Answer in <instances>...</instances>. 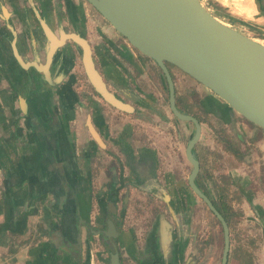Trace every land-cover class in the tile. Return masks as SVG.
Returning a JSON list of instances; mask_svg holds the SVG:
<instances>
[{"label":"crops","instance_id":"1","mask_svg":"<svg viewBox=\"0 0 264 264\" xmlns=\"http://www.w3.org/2000/svg\"><path fill=\"white\" fill-rule=\"evenodd\" d=\"M244 3L250 15L239 12L240 23L264 43V0ZM79 4L0 0V264H110L112 244L119 264H219L220 228L204 229L195 210L203 204L186 187L185 142L164 134L180 127L184 135L189 122L172 117L141 74L143 64L162 90L155 64L102 23L93 33L87 18H97ZM83 19L97 70L131 112L80 87L77 47L54 42L59 28L73 31L70 24ZM171 77L177 85L179 74ZM202 131L200 123L197 182L211 193L204 179L215 180L210 154L218 144ZM241 143L251 167L264 168V132ZM231 159L246 167L232 154L223 158ZM240 172H228L224 202L238 215L225 220V264H264V170L252 183Z\"/></svg>","mask_w":264,"mask_h":264},{"label":"water","instance_id":"2","mask_svg":"<svg viewBox=\"0 0 264 264\" xmlns=\"http://www.w3.org/2000/svg\"><path fill=\"white\" fill-rule=\"evenodd\" d=\"M129 46L150 58L166 83L172 116L193 126L184 153L191 165L187 185L218 220L223 236L219 264H225L229 235L227 224L209 198L195 185L198 162L191 148L200 135L197 118L175 105L168 65L186 74L219 107L228 108L264 132V44L215 17L200 0H86ZM61 37L58 43L62 42ZM80 48L83 72L93 91L114 108L133 107L116 97L103 81L87 40L69 33ZM56 42V44H57ZM110 264H119L112 244Z\"/></svg>","mask_w":264,"mask_h":264},{"label":"rangeland","instance_id":"3","mask_svg":"<svg viewBox=\"0 0 264 264\" xmlns=\"http://www.w3.org/2000/svg\"><path fill=\"white\" fill-rule=\"evenodd\" d=\"M208 9H210L211 11H213V13L217 16V18L221 21H223L224 23L228 24L229 26L236 28L238 30H243L246 33H252L251 31L248 32V30L240 23V15L239 12L236 10V4H235V0H200ZM87 6V5H86ZM89 8V6H87ZM217 10V11H216ZM97 20L92 16V14L89 16V19L87 18V22L90 24V26L92 27V32L96 33L97 28L94 27L95 25L99 24L96 22ZM95 31V32H94ZM120 40H122L119 37ZM142 72H145V74H147V78L150 80V83L152 85V87L154 88V91H159L157 92L159 94L158 98H159V103L162 104V107L165 108L166 111H169L168 109V102H167V89H166V85L163 82L162 79V90H159L157 85L154 83V81L151 79V76L149 74H152L149 68H144L143 64H142ZM153 74H161L160 71H156V69L153 67ZM170 72L172 74H177L179 73V71H177L174 67L169 66L168 67ZM150 70V71H149ZM141 72V73H142ZM158 72V73H157ZM162 78V77H161ZM191 84V79H189V77H187L184 74L179 73V82H177L174 84L175 85V89H176V107L179 108V104L183 107V111H185V113H189V114H193L199 121V123H201V125L203 126V131H202V138H206V136H209L212 138V136L217 135V136H222L223 138L219 139V141H221L222 144H218L217 149L214 153L210 154L211 156L213 155V157L215 158V166H213L210 170V172L215 175V180L214 182H212L211 180L208 182V180L204 179L205 181V187L208 186L211 190V195L214 197H219L221 196V200L224 202L225 199H227V197L230 198L229 196V191L227 190V188H230L231 183H229V176H228V172L230 169H234L235 170H241L240 173L242 178H244V176H249V178L251 177L252 179H249L250 182L253 181V179H256L260 176H262L261 174L263 173L264 168L263 167H251V159H250V154L248 149L247 150H242L241 149V154L240 156H236L234 154V151L237 149L236 145L234 143H228L230 142V137L234 138L232 132H230L228 129V127L225 125L223 126L222 123L218 122L219 120L213 116L211 113H207V112H203V110H201V106L200 104H198V100L200 99V97L207 95V91H201L200 88H198V85L196 83H193L194 86L198 89L197 90H193L191 87V85H189V81ZM202 93V94H201ZM204 94V95H203ZM154 96V95H153ZM208 96V95H207ZM169 114L172 116V114L169 111ZM237 115V114H236ZM173 117V116H172ZM170 118V117H169ZM241 120H243V122L246 124L243 125L244 128L240 129V132L244 135L248 134L250 136H254L256 133V130H258L257 132L262 133L261 130L256 127L255 125H253L252 123L244 120L241 116H240ZM181 121V120H180ZM179 121V124H183ZM185 122V121H184ZM188 122V121H187ZM184 124H188L189 128L187 129L186 133L182 136V141L185 142L186 138L192 133V125L191 123H184ZM253 130V132L251 133V131ZM251 130V131H250ZM179 134L180 133V127H179ZM235 139V138H234ZM228 143V144H227ZM221 149H218L220 148ZM225 149V150H224ZM230 149H233L234 151L231 152ZM226 154H232V156H234V159L236 158V162L242 164V165H246V167H236V163L234 162V160H223L224 156ZM250 166V167H247ZM231 175L233 174V170L231 171ZM260 175L257 176L255 173H259ZM236 173V171H235ZM251 175V176H250ZM238 176V175H237ZM261 178V177H260ZM239 181L241 179H238ZM219 183H221V188L222 190L219 191L217 190V186H219ZM252 183V182H251ZM224 190H227L226 192ZM223 192V194H222ZM227 194V195H224ZM231 194V193H230ZM224 195V196H223ZM219 199V198H218ZM202 209V210H201ZM197 211V213H199L198 218L200 220H203V227L206 231L209 232L210 227H212L213 225H218L220 230L218 232H220V236L218 237V246H219V251L222 248V239H221V227L220 224L218 223L217 219L211 214V212L206 208V206H202L201 208H196L195 209ZM204 210V213H203ZM206 216V217H205Z\"/></svg>","mask_w":264,"mask_h":264},{"label":"flooded vegetation","instance_id":"4","mask_svg":"<svg viewBox=\"0 0 264 264\" xmlns=\"http://www.w3.org/2000/svg\"><path fill=\"white\" fill-rule=\"evenodd\" d=\"M79 5H76L77 6V8L78 9H80V10H82L83 11V7H82V5L84 4V6H85V8L87 9L88 7L87 6H89V9H90V11L94 14V16H96V18H97V20H99L98 21V23H102L103 24V26H107L108 28H110V29H112L111 28V26L97 13V11L94 9V8H92V6H90V4L86 1V0H79ZM87 5V6H86ZM210 12H211V14H213L215 17H217L214 13H213V11H211L210 9H208ZM79 14V13H78ZM84 22V19L81 21H78V22H72L71 24H70V26L72 27V30L73 31H63L61 28H59L60 30V32H59V36H57V38H56V42L57 41H59V39L61 38V37H63V36H65V38H62V42L64 41V40H66V41H68V42H70V44H75L70 38H66V35L68 36L69 35V33H76V34H79V35H81L82 37H84L86 40H87V38H86V36H85V34H84V32L81 30V27H80V24H82ZM251 28H253V27H251ZM236 29V28H235ZM97 30V29H96ZM113 30V29H112ZM238 30V29H237ZM114 31V30H113ZM238 31H240V32H242L243 34H245V35H247L246 34V32H244L243 30H238ZM115 32V31H114ZM50 33L48 32V35H49ZM116 34L122 39V40H124L117 32H116ZM47 35V36H48ZM248 36V35H247ZM125 41V40H124ZM257 41V40H256ZM87 42H88V40H87ZM126 42V41H125ZM259 42V41H258ZM61 43V42H60ZM127 43V42H126ZM59 43L57 42V45H58ZM88 44H89V42H88ZM75 46L77 47V49H78V54H79V61H80V48H79V46L77 45V44H75ZM89 47H90V44H89ZM131 47V46H130ZM132 48V47H131ZM133 50H134V52H136L137 53V56H139L140 58H144V60H151L150 58H147V57H145V56H143L142 54H140L138 51H136L134 48H132ZM90 50H91V47H90ZM91 56H92V51H91ZM143 60V61H144ZM152 61V60H151ZM153 62V61H152ZM80 63H81V61H80ZM154 63V62H153ZM155 64V63H154ZM82 66V65H81ZM156 66V65H155ZM155 68V67H154ZM156 68H158L157 66H156ZM155 68V69H156ZM83 69V68H82ZM158 70H159V68H158ZM160 71V70H159ZM100 73V72H99ZM161 73V72H160ZM171 73V72H170ZM141 74H145V72H142ZM172 74V73H171ZM177 74H179V73H177ZM181 74H183V73H181ZM101 75V77H102V79H103V81L106 83V85H107V88L116 96V97H118L119 99H120V97H119V94H118V90H116V89H112L113 87H111V84H107V82L104 80V77L102 76V74H100ZM162 75V74H161ZM77 76V78H76V80H77V83L80 85V87H82V88H86L87 90H89V91H91V93L93 94V95H95L98 99H100L102 102H104V103H106L102 98H100L94 91H93V89H92V87H91V85L89 84V82H88V80H87V78H86V76H85V74H84V72H83V74H77L76 75ZM163 76V75H162ZM164 79V78H163ZM164 83H165V80H164ZM165 85H166V83H165ZM166 87V86H165ZM167 89V88H166ZM116 91V92H115ZM202 94V93H201ZM174 95H175V92H174ZM204 95V94H203ZM123 101H125L124 99H122ZM126 102V101H125ZM128 103V102H127ZM107 104V103H106ZM198 104H200V106H201V110H203V112H207V113H211L213 116H215L219 121L218 122H220V123H222L223 124V126H227L229 129V131L230 132H232V134H233V136H234V138H232V137H230V142H228L229 144L231 143H234L235 145H236V150H235V153L238 155V156H240V155H242L241 154V149H239V147H241L242 146V143L241 142H243V137L245 136L244 134H242L241 132H240V129H242V128H244L243 127V125L245 124L244 122H243V120H241V118H240V116L239 115H236L232 110H230V109H228V108H219L207 95H205V96H202V97H200V99L198 100ZM109 105V104H108ZM131 105V104H130ZM176 105V104H175ZM109 106H111V105H109ZM132 106V105H131ZM111 107H113V106H111ZM114 108V107H113ZM116 109V108H115ZM118 110V109H117ZM179 110H184L183 109V107L179 104ZM131 112V111H130ZM184 112V111H183ZM171 113V112H170ZM191 115H193V114H191ZM194 116V115H193ZM198 120V119H197ZM189 122V121H188ZM199 122V121H198ZM189 123H191V122H189ZM244 123V124H243ZM199 125H200V123H199ZM245 126H246V124H245ZM193 128V127H192ZM252 130V129H251ZM250 130V131H251ZM258 130H256V134L257 133H259V132H257ZM253 132V130L251 131V133ZM261 132H263L262 130H261ZM169 134V135H171V136H173L174 137V139H176L177 141H180V139H182V136H183V134L181 133V134H179V130H178V128H176V129H174V131H172L171 132V130H169V132H167V131H165L164 132V134ZM255 134V135H256ZM179 136H181V137H179ZM190 136V135H189ZM189 136L186 138V140H185V145H186V142H187V140H188V138H189ZM199 137H200V135H199ZM221 138H223L222 136H217V135H213L212 136V140L214 141V142H217L218 144L220 143V144H222L221 143V141H219V139H221ZM183 140V139H182ZM198 140H199V138H198ZM198 140L195 142V144L198 142ZM239 142V143H238ZM216 143V144H217ZM227 143V144H228ZM240 143H241V145H240ZM195 144L193 145V147L191 148V153H192V155H193V157L197 160V162H198V170H197V173H196V175H195V177H194V183H195V185L209 198V200L212 202V204L214 205V207L216 206V204H218V199H216V197H214V196H212L211 195V193H209V192H207L206 190H203L202 188H200V186H198V182H197V178H198V171H199V158L196 156V154H195V151H194V149H195ZM174 146V145H173ZM173 146H171V147H173ZM170 148V147H169ZM184 148H185V146H184ZM173 149H175V147H173ZM225 150V149H224ZM243 150V149H242ZM179 152H181L180 150H179ZM225 152V151H224ZM226 153V152H225ZM183 154H184V157H185V159H186V156H185V153H184V149H183ZM187 160V159H186ZM187 162L189 163V161L187 160ZM189 166H190V169H191V165H190V163H189ZM190 171V170H189ZM186 187L188 188V190L191 192V190H190V188L188 187V185H187V177H186ZM195 195V194H194ZM196 196V195H195ZM197 198H198V200H200V202H201V204H203L204 206H206L205 205V203L198 197V196H196ZM206 208H207V206H206ZM216 208V207H215ZM208 209V208H207ZM219 211V210H218ZM212 214V213H211ZM213 215V214H212ZM214 216V215H213ZM215 217V216H214ZM225 220V219H224ZM218 221V220H217ZM226 222V221H225ZM219 223V222H218ZM221 227V226H220ZM228 227V226H227ZM221 232H222V229H221ZM222 247H223V236H222ZM222 252V251H221Z\"/></svg>","mask_w":264,"mask_h":264},{"label":"trees","instance_id":"5","mask_svg":"<svg viewBox=\"0 0 264 264\" xmlns=\"http://www.w3.org/2000/svg\"><path fill=\"white\" fill-rule=\"evenodd\" d=\"M169 66H172V65H168V67ZM172 67H174V66H172ZM177 71H179V73H182L180 70H178L176 67H174ZM158 69V68H157ZM170 71V70H169ZM184 74V73H183ZM184 75H186V74H184ZM181 111V110H180ZM182 112H183V110H182ZM233 150V149H232ZM234 151V150H233ZM234 154L237 156V154L235 153V151H234ZM221 198L222 197H219V201H218V204H216V209L217 210H219V212L221 213V215L223 216V218L226 220V218H228V216L229 215H231V216H237L238 215V213L237 212H235V211H233V210H231V208L228 206V204H226L225 202H223L222 200H221Z\"/></svg>","mask_w":264,"mask_h":264},{"label":"bare ground","instance_id":"6","mask_svg":"<svg viewBox=\"0 0 264 264\" xmlns=\"http://www.w3.org/2000/svg\"><path fill=\"white\" fill-rule=\"evenodd\" d=\"M242 1L244 2V0H240V2L242 3ZM240 2H239V0L237 1V4H238V6L236 7V10L238 11V12H242L241 11V6H240ZM244 4H246V5H248V8L250 7V0H245V3ZM248 9H246V11H247ZM242 14H245V15H250L249 13H243L242 12ZM55 43H56V41H54ZM259 42H261V41H259ZM261 43H263V42H261ZM264 44V43H263Z\"/></svg>","mask_w":264,"mask_h":264}]
</instances>
